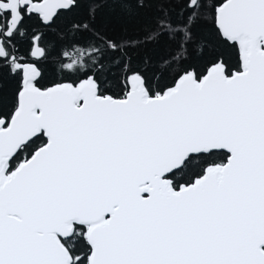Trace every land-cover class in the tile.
I'll list each match as a JSON object with an SVG mask.
<instances>
[{
    "label": "snow or ice",
    "instance_id": "1",
    "mask_svg": "<svg viewBox=\"0 0 264 264\" xmlns=\"http://www.w3.org/2000/svg\"><path fill=\"white\" fill-rule=\"evenodd\" d=\"M0 264H264V0H0Z\"/></svg>",
    "mask_w": 264,
    "mask_h": 264
}]
</instances>
